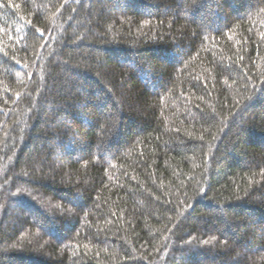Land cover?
<instances>
[{
  "label": "trees",
  "instance_id": "1",
  "mask_svg": "<svg viewBox=\"0 0 264 264\" xmlns=\"http://www.w3.org/2000/svg\"><path fill=\"white\" fill-rule=\"evenodd\" d=\"M0 264H264V0H0Z\"/></svg>",
  "mask_w": 264,
  "mask_h": 264
}]
</instances>
